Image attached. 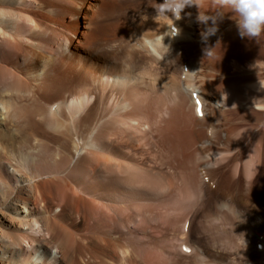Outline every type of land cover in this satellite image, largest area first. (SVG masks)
<instances>
[{"label": "bare ground", "instance_id": "bare-ground-1", "mask_svg": "<svg viewBox=\"0 0 264 264\" xmlns=\"http://www.w3.org/2000/svg\"><path fill=\"white\" fill-rule=\"evenodd\" d=\"M163 2L0 0V264H264V33Z\"/></svg>", "mask_w": 264, "mask_h": 264}, {"label": "clouds", "instance_id": "clouds-1", "mask_svg": "<svg viewBox=\"0 0 264 264\" xmlns=\"http://www.w3.org/2000/svg\"><path fill=\"white\" fill-rule=\"evenodd\" d=\"M215 4L219 9H229L231 13L235 14V21L241 37L255 38L264 33V0H215ZM193 5L199 7L200 0H164L162 4H155L154 7L158 13L157 17H167L168 14H171L178 21L181 19V14L185 8ZM223 17V13L220 12L217 16L211 18L213 24L211 28L214 29L212 34H215L218 30L216 25H218V22ZM198 19L203 23H207V20L202 19L200 15ZM173 30L176 35L179 33V29L176 27ZM144 35L141 40L144 38ZM161 39L162 37L157 36L153 43L159 45ZM167 48L169 49V47ZM50 251L52 254L50 258H46L42 251L34 252L32 264H57L59 260V247H52Z\"/></svg>", "mask_w": 264, "mask_h": 264}, {"label": "snow or ice", "instance_id": "snow-or-ice-1", "mask_svg": "<svg viewBox=\"0 0 264 264\" xmlns=\"http://www.w3.org/2000/svg\"><path fill=\"white\" fill-rule=\"evenodd\" d=\"M198 103V105H199V101L197 102ZM198 113H200L201 115H202V111L199 109V107H198ZM185 251H188V249H185Z\"/></svg>", "mask_w": 264, "mask_h": 264}]
</instances>
